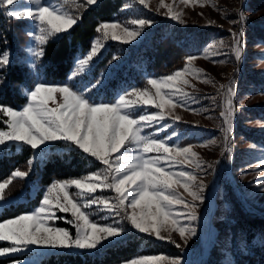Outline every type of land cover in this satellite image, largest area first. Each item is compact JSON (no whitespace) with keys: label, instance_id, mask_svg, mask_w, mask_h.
Here are the masks:
<instances>
[{"label":"snow or ice","instance_id":"1","mask_svg":"<svg viewBox=\"0 0 264 264\" xmlns=\"http://www.w3.org/2000/svg\"><path fill=\"white\" fill-rule=\"evenodd\" d=\"M98 2L99 0H85L87 6L96 5ZM136 2L148 8L146 0ZM181 3H200V0H181ZM162 7H166L164 0L159 3V8ZM0 8L4 9L8 18L28 19L35 24V30L29 35L39 47L30 49V68L34 67L35 61L43 58V46L58 35L69 32L79 19L62 7L44 4L42 0H0ZM166 16L184 23L182 13L175 12L173 6H167ZM239 17L244 22L243 4ZM152 23L153 21L142 18L127 22V25L133 27L119 21L100 22L95 29L97 38L91 43L86 55L76 61L69 79H75L90 67L103 49L104 42L110 39L121 44H130ZM242 36V29L231 32L230 47L237 61L242 56ZM224 47L222 40L214 41L205 49L204 58H209V52L222 55L220 50ZM112 59L114 61L118 57L114 56ZM196 59V56L186 57L183 69L164 77L148 78L146 84L150 87L128 90L113 103L92 101L86 95L90 88L78 91L69 84L52 86L40 82L26 90V103L22 109L0 105V113L8 117L7 130H0V148L16 144L29 147L33 153H43L49 143L60 141L73 146L82 155L103 166L81 178L53 181L45 189L40 206L33 212L0 222V242L8 244L0 247V257L30 252L33 247L93 251L124 235L125 229L119 222L111 225L95 223L87 211L92 208L115 216L123 213V219L131 229L156 240L174 242L172 234L177 233L184 246L187 245L188 240L196 235V228L192 225L198 219L197 209L204 201L203 192L206 187L202 182L198 183L202 181V177L187 168L203 169L204 162L193 150L196 146L181 147L169 143L177 133L171 132L164 139L158 137L161 132L168 131L169 125L164 123L166 109L170 111L179 107L196 112L188 106L196 98L180 87H194L186 77L214 85V81L206 73L191 66ZM10 63V54L7 51L0 53V71ZM99 83L97 81L91 88ZM3 86H6L5 78L0 76V87ZM219 90L224 95L220 112L225 132L222 155L227 153L230 159L232 149L229 146V136L235 115L232 102L235 89L230 83L226 91L225 85H220ZM209 98L215 100V97ZM50 101L56 106L50 107ZM147 106L158 111L138 113V109ZM153 128L154 132H146ZM214 143L215 141L209 142ZM209 144H201L199 147H208ZM27 164V171L16 169L9 179L0 182V203L6 201V190L10 189L16 179L23 181L30 176L33 160L29 159ZM259 166L264 169V160L259 162ZM177 188H182L191 198L190 201L183 199ZM258 188L264 193V182ZM70 189L76 190L75 195ZM98 191H109L114 195H97ZM128 209L132 211L128 212ZM57 212L71 214L72 219L67 223L75 227V236L67 229L53 226L51 222L61 218L56 215ZM175 246L180 248L181 244ZM12 264L22 262L13 260ZM122 264L182 262L174 257L152 255L135 257L123 261Z\"/></svg>","mask_w":264,"mask_h":264},{"label":"trees","instance_id":"2","mask_svg":"<svg viewBox=\"0 0 264 264\" xmlns=\"http://www.w3.org/2000/svg\"><path fill=\"white\" fill-rule=\"evenodd\" d=\"M152 16V17H150ZM149 11L132 7L127 0H100L96 5L83 10L77 24L69 32L60 34L56 40L43 46L44 56L37 61V70L43 83L69 84L78 91L91 90L86 95L94 102L113 103L118 93L134 88H143L148 78L166 76L180 69L185 58L199 53L216 31L180 26L168 21L152 28L136 45L107 42L102 53L91 67L75 79H69L75 68V60L83 57L97 38L95 29L100 22L129 21L134 18L151 19ZM24 19L8 18L0 8V53L10 54V65L0 71L6 86L0 87V105L11 108L26 102L24 91L31 88L35 78L25 59ZM254 31L264 40V25L243 27V32ZM118 59L113 61V57ZM252 84L264 90V82L253 77ZM100 83L91 88V85ZM258 112V111H257ZM264 117V112L258 113ZM0 129L6 127V117L0 116ZM248 141L264 145V136L238 128ZM27 147L10 145L0 155V182L10 178L16 170H28L27 161L33 160L30 176L16 179L7 191V198L20 199L0 213V222L27 212L38 204L42 191L53 181L79 178L94 171L100 164L82 155L73 146L64 142L55 143L40 156ZM35 186V187H34ZM170 246L157 243L151 238L131 234L123 240L110 244L100 251L51 252L38 264H121L136 256L163 254ZM232 255L235 264H264V218L248 213L236 203L232 223L218 231L205 264H223L224 254Z\"/></svg>","mask_w":264,"mask_h":264},{"label":"rangeland","instance_id":"3","mask_svg":"<svg viewBox=\"0 0 264 264\" xmlns=\"http://www.w3.org/2000/svg\"><path fill=\"white\" fill-rule=\"evenodd\" d=\"M127 1H129L132 7L135 6L136 8L145 9L155 16L154 18L148 19L153 21L152 25L150 27H146L143 30L142 35L136 41L127 45L138 44L152 28L157 25H165V23L168 21L177 23L180 26H192L198 29H212L216 31V33L209 38L208 42L199 53L191 55L198 57V59L192 62L191 66L201 69L204 73H206L208 77L214 81L215 86L213 84L199 82L195 79H192L190 76L186 77L189 80V83L194 87H187L183 85L180 87H182L185 92L190 93L191 96L196 98L195 102H189L188 104V106L192 109H195L196 112L186 111L179 107L170 111L166 109L164 112L166 117L164 123L169 125L168 131L167 133L161 132L160 136L158 137L160 139H164L171 132L177 133V136L170 140L169 143L179 145L181 147L189 145L196 146L193 148V150L204 162L203 169H193L188 167L187 170L194 171L198 177H202V181H198V183L202 182L206 186L203 192L204 201L203 203L199 204L197 209L198 219L208 204V195L210 192L213 194L212 203L210 205L212 207L206 210L203 226L206 237L205 242L199 247L196 253L197 256L195 257V264H205V261L207 260L209 252L217 237L218 231L223 230L227 226L231 225L232 214L234 212L236 203L240 204V206L248 213H254L264 218V193H262L258 188V185L261 182H264V169L259 166V162L264 160V145L260 142L248 141L244 136L241 135V132L238 131V128H242L251 131L255 135L264 136V117L258 116V113L264 112V95L261 94L264 93V90L257 88V86L252 84L251 79L246 78L253 77V79H260L264 82V40L259 39L254 34V31L250 32L247 28L246 33L243 32V36L241 37L243 49L242 56L239 61L235 59L230 47L232 43V31L239 32L247 25L248 27L264 25V0H200V3H189L187 5L181 3V0H164L166 7L162 8H159L160 0H146L148 3V8H144L138 4L136 0ZM42 2L44 4H52L62 7L69 14H74L77 17H80L83 10L90 7L86 5L85 0H42ZM200 4H203V6H200ZM242 4L244 22H241L239 17ZM213 5H215V7H213ZM167 6H173L175 12L182 13V19L184 23H179L168 18L166 16ZM2 10L4 12L3 8ZM24 20L27 22V27L24 29L25 59L23 63L33 74L35 83H40L42 80L37 70L38 60L35 61L34 67H29V62L32 59L30 56V49L39 47L36 44L34 38L29 35V33L35 30L36 26L31 20ZM232 21H235V23H232ZM119 22L121 24L127 25L128 21L126 20ZM127 26L133 27L131 25ZM57 37L51 39L50 41L56 40ZM221 40L225 45V47L220 50L223 54L214 55L212 52H209L207 53L209 58H204L205 49L208 47V45L214 41ZM107 42L115 41H111L109 39ZM107 42H104V47L106 46ZM103 49L101 50L100 54L102 53ZM98 57L94 58V60L91 62V65ZM80 58L82 57H79L74 61L75 64ZM213 61H217V63H213ZM184 66L185 62L178 70L183 69ZM230 83L235 89V95L232 97L235 115L232 119V132L229 136V146L232 149L231 158L229 159L227 153L222 155L224 149L225 132L223 130L224 124L223 119L220 116V112L224 104V95L219 90V86L225 85L226 91V88ZM51 85L58 86L59 84ZM144 87L150 86H147L146 84ZM121 94L123 93H118L117 97ZM24 96L26 97V91H24ZM209 97H215V100L210 99ZM24 104L13 109H22ZM49 106L55 107L56 105L50 101ZM137 111L138 113L144 111L151 113L158 110L152 108L151 106H147L146 108L138 109ZM1 115L6 117V127L0 130H7L8 117L4 113H0V116ZM176 117L179 119L176 120ZM174 120L175 122H173ZM156 127L159 126L157 125ZM154 131L155 128L146 130V132ZM211 141H215V143L209 144ZM59 142L60 141L49 143L46 149ZM201 144H209V146L199 147ZM10 145H14L16 148L19 147V145L16 144H8L7 147L0 148V155L3 150L8 148ZM43 153H41L40 156ZM209 165H211V167H209ZM102 167L103 166L100 165L94 171L88 172L83 176L96 172ZM218 174H221L222 184H220L218 187H212L211 181ZM46 188L47 187L43 189L42 196ZM70 191L73 193V195H75V189H70ZM177 192L183 199L190 201L191 198L188 197L186 193H184L182 188H177ZM97 195L110 197L113 196L114 193L109 191H98ZM41 198L36 206L31 207L25 213H31L36 208H38L40 206ZM18 201H20V199H6L5 202L0 203V213L2 210L6 209L7 206L10 204L15 205ZM87 211L89 212L91 219L99 225H111L119 222L120 226L125 229L124 235L117 238V240L113 241L111 244L131 236L132 233L145 235L157 243H163L170 246V248L168 247L163 254L159 255L178 258L181 260L182 264H187L189 262L190 250L195 247L197 248L199 244L198 242L200 237L198 219L193 222L192 225L196 228V235L189 239L187 245L184 246L183 241H181L177 233L172 234V241L174 242H169L167 240H156L154 237L136 232L134 229H131L127 221L123 219V213H121L120 216H115L109 215L108 213L99 211L95 208L88 209ZM131 211L132 209H128V212ZM56 215L61 218L52 221L51 223L53 226L67 229L73 236H75V227H73L72 224L67 223L68 220L72 219L71 214L57 212ZM176 244H181V247L177 248L175 246ZM108 245L110 244H105L103 247H99L93 251L53 250L33 247L30 252L0 257V264H12L13 260H20L22 264H38L39 260L43 256L51 252L94 253L100 251L102 248ZM5 246H8L7 242H0V247ZM222 261L223 264H235L232 255L226 253L223 255Z\"/></svg>","mask_w":264,"mask_h":264},{"label":"bare ground","instance_id":"4","mask_svg":"<svg viewBox=\"0 0 264 264\" xmlns=\"http://www.w3.org/2000/svg\"><path fill=\"white\" fill-rule=\"evenodd\" d=\"M212 199H213V194H212V192H210V194L208 195V204H207V206L204 208L203 213H202V215H201V229H200V232H199V233H200V241H199L198 247L194 250L191 259H190V256H189V262H188L189 264H195V257L197 256L196 253H197L199 247H200L201 245H203V243L205 242V238H206V237H205V234H204L203 226H204V221H205L206 210H207L208 208H211V207H212V206H210L211 203H212ZM188 263H187V264H188Z\"/></svg>","mask_w":264,"mask_h":264},{"label":"water","instance_id":"5","mask_svg":"<svg viewBox=\"0 0 264 264\" xmlns=\"http://www.w3.org/2000/svg\"><path fill=\"white\" fill-rule=\"evenodd\" d=\"M211 186H212V187H215V186L213 185V179H212V181H211ZM198 228H199V232H200V229H201V215H200V217H199V219H198ZM199 237H200V233H199ZM199 241H200V238H199ZM198 243H199V242H198ZM195 248H196V247H195ZM195 248L191 249L190 252H189L190 259L192 258V255H193V252H194Z\"/></svg>","mask_w":264,"mask_h":264},{"label":"built area","instance_id":"6","mask_svg":"<svg viewBox=\"0 0 264 264\" xmlns=\"http://www.w3.org/2000/svg\"><path fill=\"white\" fill-rule=\"evenodd\" d=\"M213 184L215 187H218L220 184H222L221 174H218L213 178Z\"/></svg>","mask_w":264,"mask_h":264}]
</instances>
